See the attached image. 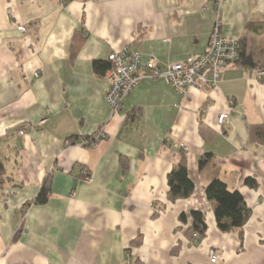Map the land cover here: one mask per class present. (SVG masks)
Listing matches in <instances>:
<instances>
[{
    "label": "crops",
    "instance_id": "obj_1",
    "mask_svg": "<svg viewBox=\"0 0 264 264\" xmlns=\"http://www.w3.org/2000/svg\"><path fill=\"white\" fill-rule=\"evenodd\" d=\"M215 19L214 0H0V264H212L211 250L214 264H264V77L251 70L264 67V0L222 1L220 32L254 67L229 64L209 92L145 78L113 112L93 70L123 47L161 63L200 54ZM179 163L194 189L168 201ZM214 177L242 193L241 228L218 229L205 194ZM192 210L206 222L195 239Z\"/></svg>",
    "mask_w": 264,
    "mask_h": 264
},
{
    "label": "built area",
    "instance_id": "obj_2",
    "mask_svg": "<svg viewBox=\"0 0 264 264\" xmlns=\"http://www.w3.org/2000/svg\"><path fill=\"white\" fill-rule=\"evenodd\" d=\"M222 1L214 0L216 19L209 35L208 45L200 54L169 63H161L153 55H149L144 60L139 51L127 47L113 50L108 54L106 60L110 66L105 73L109 80L106 100L113 112L120 110L124 98L145 78H160L180 95L185 94L189 88L209 92L217 87L224 69L234 63L238 54V41L220 32ZM19 29L24 30L21 26ZM251 70L256 77H264V67H254ZM35 76L38 74L36 73ZM226 118L227 113H219L217 123L222 124ZM24 131L25 129L21 128L18 133L23 134ZM102 137H104L103 130L99 129L88 138H79L75 144H93ZM180 146L186 148L184 143ZM193 238H197L196 233L193 234ZM217 259L218 254L211 250L208 255L209 262L214 264Z\"/></svg>",
    "mask_w": 264,
    "mask_h": 264
},
{
    "label": "trees",
    "instance_id": "obj_3",
    "mask_svg": "<svg viewBox=\"0 0 264 264\" xmlns=\"http://www.w3.org/2000/svg\"><path fill=\"white\" fill-rule=\"evenodd\" d=\"M80 40H74L72 44V51L76 52ZM234 64L239 66L254 67L250 55L245 49V45L238 41V54ZM109 63L106 61H93V70L96 74L102 76L109 68ZM123 104V103H122ZM122 107V106H121ZM121 109V108H120ZM139 112H132L128 115V120L133 121L138 118ZM93 135V134H92ZM90 135V136H92ZM74 138V137H73ZM76 138V137H75ZM86 138V137H85ZM88 138V137H87ZM79 138L74 139L78 141ZM71 140V139H69ZM74 141V142H75ZM204 160L199 161V165H203ZM4 167L0 160V179H2ZM48 180H44L40 190L35 198L36 203H44L47 199V192L49 190ZM244 184L248 187H256L257 180L254 177H246ZM167 199L174 201L177 198L187 197L194 189V182L189 176L188 169L184 163H179L170 170L167 175ZM205 194L208 200L214 201V218L218 229L222 232H229L232 229L241 228L250 216V209L246 206L244 197L238 189H230L226 182L218 177L212 178L205 186ZM191 217V224L188 227L187 234L191 239L196 233L197 237H202L206 232V222L204 215L200 210H192L189 213ZM187 215L180 213L179 221L186 222ZM195 239V238H193Z\"/></svg>",
    "mask_w": 264,
    "mask_h": 264
}]
</instances>
